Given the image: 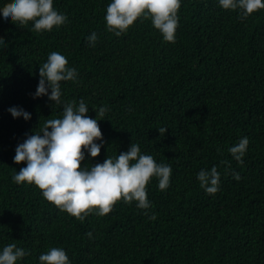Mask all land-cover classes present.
Here are the masks:
<instances>
[{
    "label": "trees",
    "instance_id": "1",
    "mask_svg": "<svg viewBox=\"0 0 264 264\" xmlns=\"http://www.w3.org/2000/svg\"><path fill=\"white\" fill-rule=\"evenodd\" d=\"M109 2L54 0L67 20L51 31L0 16V247L15 242L29 250L17 264H39L50 247H63L71 264H264V9L242 18L218 0H182L176 38L166 41L150 17L120 36L108 31ZM11 3L0 0V11ZM93 31L94 45L87 39ZM51 51L78 72L61 82L63 101L83 98L93 118L95 109L109 108L97 117L106 143L82 166L132 142L171 165L167 189L149 181L148 209L121 198L109 213L93 209L79 219L34 183L13 180L26 163L13 160L17 144L62 114V104L32 95ZM13 105L31 119L14 118ZM243 136L249 145L241 163L228 149ZM212 165L220 185L209 194L197 173Z\"/></svg>",
    "mask_w": 264,
    "mask_h": 264
},
{
    "label": "clouds",
    "instance_id": "2",
    "mask_svg": "<svg viewBox=\"0 0 264 264\" xmlns=\"http://www.w3.org/2000/svg\"><path fill=\"white\" fill-rule=\"evenodd\" d=\"M182 0H110L104 19L107 30L120 36L140 17L151 18L163 39L174 41L179 22L178 9ZM224 9H239L242 18L264 9V0H218ZM0 11L5 23L12 21L19 25L31 22L33 31H51L53 27L64 24L67 15L54 7V0H13ZM95 44L96 32L87 37ZM6 41L0 39V48ZM77 69L68 65L67 57L59 51H51L39 66V82L33 97L48 96L54 104H62V114L45 118L32 134L17 144L13 160L26 162L15 171L16 183H34L42 190V195L61 210L79 219L89 210L105 215L112 210L114 203L121 198L124 202H136V206L148 209L147 185L155 177L161 190L170 184L172 167L169 163L157 162L154 156L142 152L138 142H132L126 151L108 155L103 162L82 166L86 155L97 157L105 145L98 116H103L109 108L102 105L95 109L97 116L88 115L89 107L83 98L77 103L62 99V81L76 80ZM8 111L14 118L31 119V113L22 106H9ZM161 134L166 127L158 128ZM98 141V142H97ZM249 138L243 136L228 151L238 161L247 151ZM220 172L216 165L210 169L202 168L197 179L204 190L213 194L219 190ZM234 179H241L238 172ZM155 219V213L152 214ZM87 235L91 238L92 232ZM29 250L9 242L0 247V264H17L29 255ZM39 264H71L63 247H50L41 252Z\"/></svg>",
    "mask_w": 264,
    "mask_h": 264
}]
</instances>
